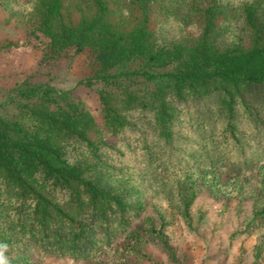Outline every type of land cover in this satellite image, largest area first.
<instances>
[{"label":"trees","instance_id":"1","mask_svg":"<svg viewBox=\"0 0 264 264\" xmlns=\"http://www.w3.org/2000/svg\"><path fill=\"white\" fill-rule=\"evenodd\" d=\"M0 4L44 40V60L88 52L84 82L105 113L100 127L72 91L28 80L0 102L9 264L147 260L150 245L179 264L165 205L191 227L199 179L218 184L222 164L235 173L225 196L253 202L245 232L264 224V0ZM149 201L154 216L135 226Z\"/></svg>","mask_w":264,"mask_h":264},{"label":"rangeland","instance_id":"2","mask_svg":"<svg viewBox=\"0 0 264 264\" xmlns=\"http://www.w3.org/2000/svg\"><path fill=\"white\" fill-rule=\"evenodd\" d=\"M0 102L19 82L49 83L58 90L72 91L85 104L100 127L104 126L105 113L97 85L85 84L88 52L58 61L44 60V40L32 38L25 23L11 16L0 4ZM263 91L251 96L262 98ZM259 99V100H260ZM113 139V138H112ZM218 184L226 186L235 175L228 166L217 165ZM199 196L192 209L193 223L188 227L170 205H165L167 216L173 222L168 228L171 245L179 257V264H264V224L246 233L245 228L253 216V202L238 197L225 196L218 184L205 173L199 179ZM147 216H154L149 201L146 211L135 226ZM119 241V245L124 244ZM150 259L131 257L126 261L102 258L103 264H173L158 246L146 248ZM260 254V256H258ZM34 264H90L71 258L40 257L34 254Z\"/></svg>","mask_w":264,"mask_h":264},{"label":"clouds","instance_id":"3","mask_svg":"<svg viewBox=\"0 0 264 264\" xmlns=\"http://www.w3.org/2000/svg\"><path fill=\"white\" fill-rule=\"evenodd\" d=\"M6 245H0V264H9L7 257L4 255Z\"/></svg>","mask_w":264,"mask_h":264}]
</instances>
